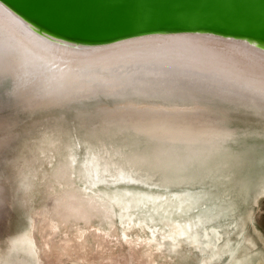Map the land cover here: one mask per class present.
I'll use <instances>...</instances> for the list:
<instances>
[{"label": "bare ground", "instance_id": "bare-ground-1", "mask_svg": "<svg viewBox=\"0 0 264 264\" xmlns=\"http://www.w3.org/2000/svg\"><path fill=\"white\" fill-rule=\"evenodd\" d=\"M262 82V42L196 31L149 33L104 44H81L39 30L0 2V152L15 137L19 114L33 116L36 111L51 109L72 111L83 105L75 109L81 116L79 126L87 139L81 142L102 150L99 155L91 156L93 160L88 167L92 163L99 172L106 170L119 180L123 179L121 181L134 182L147 180L152 175L158 179L154 174L158 172L161 178L173 177L175 185L181 187L226 180L232 189L231 195L239 198L246 189L239 175L246 160L230 151L229 143L235 131L227 122L228 113L241 108L264 119V100L260 96ZM241 84L246 86L242 88ZM17 91L22 96L19 100L10 97V93ZM90 102L93 103L91 107L86 105ZM63 115L61 113L54 120L58 123H54L53 128L57 124L59 129L64 128ZM111 138L131 148L125 153L111 146L108 148L106 142ZM66 146L62 168L55 170L57 180L69 177V172H76L71 164L67 167V163L72 162L71 143L67 142ZM48 149L52 150L46 146L41 150ZM111 156L115 157V162ZM96 168L93 173L97 172ZM256 190L262 194L264 183ZM132 192L126 188L118 192L119 195H107L106 199L94 194H87L84 199L82 193L66 190L50 202L52 219L62 221L65 226L79 221L88 224L96 216H102L103 220L111 216L113 206L138 208L147 205L145 201L153 203L154 198H149L148 193ZM149 194L152 193L149 191ZM3 201L0 185V221L5 213ZM199 202L197 197H187L174 203V207L192 209L199 206ZM201 213H196L190 224L185 222V228L175 222L172 232L177 237L182 236L185 244L193 246L204 237L211 249L213 240H218L220 234L208 225L214 216ZM177 220L180 221V217ZM47 222L51 223L48 219ZM207 227L210 228L208 232ZM168 230L171 233V229ZM72 242L66 243L67 246ZM74 246L77 251L80 249L77 241ZM253 252L241 254V259L231 263L264 264V247Z\"/></svg>", "mask_w": 264, "mask_h": 264}, {"label": "rangeland", "instance_id": "rangeland-1", "mask_svg": "<svg viewBox=\"0 0 264 264\" xmlns=\"http://www.w3.org/2000/svg\"><path fill=\"white\" fill-rule=\"evenodd\" d=\"M86 105L91 107L93 103ZM82 107L83 105H80L76 108ZM75 109L72 111L66 109L63 112L58 109L40 110L33 116L19 114L21 117L16 123L15 137L2 147L0 185L2 193L4 192L2 206L5 213L0 221V264H230L232 261L241 259V254L254 253L256 249H263L264 191L260 194L256 190L264 183V119L262 116L241 108H234L228 113L227 122L235 131L233 141L229 143L230 151L242 155L246 160L245 165L239 170L246 189L243 196L237 198L231 195L232 189L228 187L226 180L211 182V184L209 182L192 183V185L187 184L181 187L175 185L173 177L161 178L162 174L155 172L159 181L155 175H152L154 177L150 176V180L141 182L124 179L128 181L127 183L106 170L104 173L99 172L92 163L88 167L89 162L93 160L91 156H96L102 150L81 142L87 139L84 130L79 126L81 116L75 113ZM61 113L64 115L67 113L63 115L64 119H61L64 128L59 129L57 124L55 129L53 125L58 121L54 122V120ZM240 116L243 118L241 119ZM249 117H252L253 121ZM65 141L68 144L71 143L69 152L72 162L69 161L67 167L71 164L76 172H69V177L57 180L54 175L61 170L67 152L68 145L66 146ZM106 143L108 148L111 146L123 153L131 148L123 145L116 138H111ZM41 146L52 148V150H41L43 149ZM113 158L110 157L115 162L116 159L114 156ZM95 168L96 174L93 173ZM163 175L168 176L165 173ZM67 180L72 183H67ZM158 182L160 185L157 184ZM126 188L128 192L133 191L132 193L139 191L148 193L149 198H154L153 203L145 201L147 205L144 202L145 204L138 208L113 206L111 216L104 220L101 219L102 216H96L88 224L79 221L75 225L72 223L65 226L62 221L52 219L50 202L66 190L76 194L82 193L84 199L87 194L106 199L107 195H116L121 190L126 191ZM149 191L152 194H149ZM187 197L199 198L201 205L194 207L196 210L174 207V203ZM127 198L129 196L125 199ZM200 211L215 217L213 221L208 222V225L214 227L215 232L220 234L219 241L213 240L217 249L214 245L210 249L209 245L207 246L210 243L204 237L193 246L190 243L185 244L182 236L177 237L172 232L175 222L182 224L185 228V222L189 223L193 220L192 218L195 219L196 213L200 214ZM179 217L180 221L177 220ZM47 219L51 223L47 222ZM208 228L207 232L210 231ZM168 229H171V233ZM68 238L70 239L68 243L73 242L67 246ZM76 241L80 248L79 252L74 246ZM178 243L180 246L177 247ZM160 247L161 249H158ZM174 247L175 250H173Z\"/></svg>", "mask_w": 264, "mask_h": 264}, {"label": "water", "instance_id": "water-1", "mask_svg": "<svg viewBox=\"0 0 264 264\" xmlns=\"http://www.w3.org/2000/svg\"><path fill=\"white\" fill-rule=\"evenodd\" d=\"M39 30L104 44L164 32L204 31L264 43V0H0Z\"/></svg>", "mask_w": 264, "mask_h": 264}, {"label": "snow or ice", "instance_id": "snow-or-ice-1", "mask_svg": "<svg viewBox=\"0 0 264 264\" xmlns=\"http://www.w3.org/2000/svg\"><path fill=\"white\" fill-rule=\"evenodd\" d=\"M246 85L241 84L240 87H245ZM260 96L261 100H264V82H262L261 87H260ZM10 97L15 98V100H19L22 98L21 93L19 91L10 93Z\"/></svg>", "mask_w": 264, "mask_h": 264}]
</instances>
